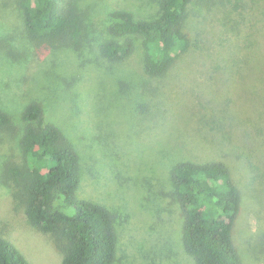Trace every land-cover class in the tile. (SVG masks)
Returning <instances> with one entry per match:
<instances>
[{"label": "rangeland", "instance_id": "obj_1", "mask_svg": "<svg viewBox=\"0 0 264 264\" xmlns=\"http://www.w3.org/2000/svg\"><path fill=\"white\" fill-rule=\"evenodd\" d=\"M64 1L83 14L78 45L32 39L17 0H0V108L37 103L78 155L76 196L115 215L113 264H194L170 171L212 161L241 193L233 242L243 264H264V0H193L191 48L161 78L145 73L140 39L121 63L99 52L112 11L151 18L156 0ZM20 128L0 129V237L29 264H61L63 244L30 224L7 175L21 162Z\"/></svg>", "mask_w": 264, "mask_h": 264}, {"label": "trees", "instance_id": "obj_2", "mask_svg": "<svg viewBox=\"0 0 264 264\" xmlns=\"http://www.w3.org/2000/svg\"><path fill=\"white\" fill-rule=\"evenodd\" d=\"M157 13L138 19L125 10L109 14L106 32L112 37L99 46L100 55L121 63L141 40L143 68L153 78L164 77L191 48L184 29L193 0H156ZM25 28L37 41L78 45L84 29L83 14L64 0H17ZM21 162L7 175L23 191L25 213L32 226L63 244L61 264H113L117 253L114 214L107 207L80 200L79 157L62 134L46 122L37 103L21 114L0 108V129L19 124ZM170 184L183 215L181 242L194 264H243L233 242V229L242 197L229 169L220 162H182L172 167ZM61 199L65 210L55 202ZM0 264H29L0 237Z\"/></svg>", "mask_w": 264, "mask_h": 264}]
</instances>
